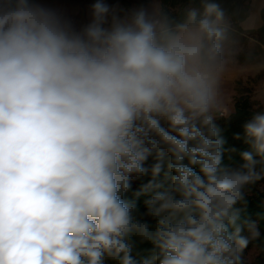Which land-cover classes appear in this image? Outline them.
<instances>
[{
	"label": "clouds",
	"instance_id": "1",
	"mask_svg": "<svg viewBox=\"0 0 264 264\" xmlns=\"http://www.w3.org/2000/svg\"><path fill=\"white\" fill-rule=\"evenodd\" d=\"M90 15L0 0V264H242L264 112L225 164V9L200 0L176 22L160 0H94ZM149 173L141 213L124 194Z\"/></svg>",
	"mask_w": 264,
	"mask_h": 264
},
{
	"label": "trees",
	"instance_id": "2",
	"mask_svg": "<svg viewBox=\"0 0 264 264\" xmlns=\"http://www.w3.org/2000/svg\"><path fill=\"white\" fill-rule=\"evenodd\" d=\"M112 1V0H107ZM245 0H217L221 6L225 9L226 14H229L232 20L235 21V27L246 33L249 37L254 38L257 41V48L259 49L260 54L264 57V6L260 10L262 24L257 28H248L245 29L241 26V22L244 21L250 14L249 5L240 11L237 15V10ZM161 5L163 10L176 22H183L186 17V10L189 7H200V0H194V3L189 4V0H161ZM123 6V5H122ZM121 6V8H122ZM127 6V5H126ZM176 8V10H172ZM245 40L246 37H244ZM258 52V54H259ZM256 53H240L238 59L244 63H252L256 61ZM261 56V57H262ZM238 93L234 96V111L227 116H217L215 123L221 129V135L225 139L226 143L224 147L236 148V153H225L224 163L225 164H234L238 165L241 163L239 152L246 149V145L243 143V140L234 139L235 134L243 135V125L252 118V116L258 112H264V104L258 102L253 98L252 92L245 88H239ZM231 155L232 159L229 161L228 156ZM155 163V160L150 157L145 164V167L151 169L152 165ZM151 178L150 173L143 177L133 178L131 188L128 192L124 194V198L129 201H135L137 204V210L139 212L145 211L144 199L148 198L146 195L137 198L135 192L139 191L140 187L147 183ZM158 181L163 180V173L157 178ZM263 182V181H261ZM248 201L246 211L243 213L242 218H247L251 221H256L258 224L259 236L256 239L251 240L248 247L256 246L258 249V255L255 260L250 261L245 258L244 253L242 254V264H264V188L255 189L250 194L246 196ZM243 235L248 236L249 233L245 230ZM114 264V262H113Z\"/></svg>",
	"mask_w": 264,
	"mask_h": 264
},
{
	"label": "rangeland",
	"instance_id": "3",
	"mask_svg": "<svg viewBox=\"0 0 264 264\" xmlns=\"http://www.w3.org/2000/svg\"><path fill=\"white\" fill-rule=\"evenodd\" d=\"M149 0H112L109 2L119 3L121 6L135 3L146 5ZM249 5L250 16L247 18L245 25L247 27L257 24L261 20L260 10L264 6V0H245L237 10V15L245 6ZM176 10V8H172ZM226 20L229 25L228 38L223 43V61L224 67L220 83V102L222 105L223 115L227 116L234 108V96L238 93L239 88H245L252 92V96L258 102L264 104V57L260 54L256 44L257 41L249 37L246 33L239 31L235 27V21L229 14H226ZM246 37L247 40L244 39ZM256 53V61L244 63L238 59L240 53ZM259 52V54H258ZM262 56V57H261ZM234 110H232L233 112ZM221 116V115H220ZM264 188V181L255 185V189ZM258 255L257 247L251 246L244 253L246 259L253 261ZM106 264H113V261H106Z\"/></svg>",
	"mask_w": 264,
	"mask_h": 264
},
{
	"label": "crops",
	"instance_id": "4",
	"mask_svg": "<svg viewBox=\"0 0 264 264\" xmlns=\"http://www.w3.org/2000/svg\"><path fill=\"white\" fill-rule=\"evenodd\" d=\"M43 2L49 6L63 9L74 20L77 26H82V25L87 24L91 19L90 5L94 2V0H43ZM107 2L113 5L118 4L121 7V5L117 2L116 3L109 2V1ZM148 3L149 1L147 2V4ZM160 3H161V0H160ZM133 7H137V5L135 3H132L127 6H122V8L124 9H130ZM247 18L241 22V26L245 29L257 28L262 24V19L261 20L259 19L257 20L256 25L247 27L245 25ZM232 110H234V108Z\"/></svg>",
	"mask_w": 264,
	"mask_h": 264
}]
</instances>
